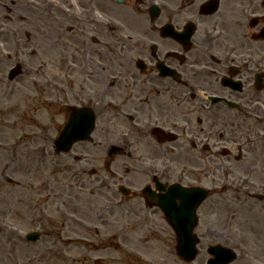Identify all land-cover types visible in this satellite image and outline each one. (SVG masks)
<instances>
[{"label":"flooded vegetation","instance_id":"flooded-vegetation-1","mask_svg":"<svg viewBox=\"0 0 264 264\" xmlns=\"http://www.w3.org/2000/svg\"><path fill=\"white\" fill-rule=\"evenodd\" d=\"M23 10L30 53L46 58L26 111L44 123L32 136L52 148L61 130L60 195L97 198L111 211L79 216L81 256L207 264L216 244L239 252L229 264H264V213L244 218L229 192L247 183L237 171L254 170L264 190V0H35ZM68 133L84 138L67 146ZM33 164L20 163L16 177L34 180ZM196 185L210 195L205 213H194L196 254L184 262L176 246L188 222L171 220L190 218L174 210L180 188Z\"/></svg>","mask_w":264,"mask_h":264},{"label":"rangeland","instance_id":"rangeland-1","mask_svg":"<svg viewBox=\"0 0 264 264\" xmlns=\"http://www.w3.org/2000/svg\"><path fill=\"white\" fill-rule=\"evenodd\" d=\"M9 1H14L16 4L19 3L18 0H4V6L0 8V18L9 25L10 29L14 28L12 24L21 26L18 29H29L30 21L25 18L23 12H20L22 16L20 19L17 18L16 13H13L12 10L4 8L5 5H9L5 4ZM7 27L5 26V28ZM3 36V51L14 50L17 44L23 46L24 43L31 41L25 31H18V34L12 31H4ZM24 49L25 59L28 63H25V65L28 67L29 62H33L36 58H31L27 45H25ZM4 57L5 54L0 56V60L2 61L0 63V147L3 148H0V264H91L92 257H94L92 252H88L86 257L81 256L82 252L86 253L81 248L82 241L80 243L75 242L67 248L64 247V243L66 242L58 241L59 236H55L54 241L50 239L49 234L52 231L49 229L57 228L64 230L66 234L63 233L62 237L67 238L68 236L78 237L77 234H80L79 227L74 228L69 222H64L60 217L61 214L54 210L48 211L49 213H37L36 207L40 204L38 200H41L42 197L34 195L33 197H28V199L22 198L18 194H15L17 190L15 185H13L15 188H11L12 186L6 184L3 178H1L3 174L11 175L15 171V168L19 167L15 163L33 162L34 166L31 171H33L32 176H34L33 184L36 185L38 182H41L42 170L47 168L44 175H47L51 171L50 163L54 159L50 156L43 161L34 160L33 156L27 152V148L23 149L20 146L16 150H13L17 145L13 149H6L15 145V142H18L20 137H24L23 140H27V142L33 141L36 144H41L42 142L38 138H32L31 134L27 132L31 127L24 121L25 116L20 113H26L23 111L24 106L29 103L30 97L33 95V90L29 88L32 87L30 83L32 81L27 79L26 76H22L16 80V83L7 82L6 70L13 64V60L5 59ZM2 82H4V86ZM25 93L28 94L25 95ZM23 143L25 142H21L18 145ZM254 174L255 170L250 175L253 180H255ZM15 197L21 201L22 209L24 206L32 203L30 208L33 211L25 213L22 210V213H13L11 209L16 202ZM69 202L71 204V202L80 201L70 199ZM92 203L93 209L100 205V201L97 199ZM89 204L88 201L84 202L86 208L90 206ZM251 204L239 207L238 213H255V201ZM80 205L78 207L69 205L65 211L67 213H74L75 217H77L78 213H92L88 210H82ZM257 207L264 208V201L260 202ZM100 210L103 211L102 209ZM34 229L42 231L45 235L36 244L27 243L24 240L23 233ZM86 232L91 235L95 231L90 227ZM50 242L52 243L50 244ZM85 259L87 260L85 261Z\"/></svg>","mask_w":264,"mask_h":264},{"label":"water","instance_id":"water-1","mask_svg":"<svg viewBox=\"0 0 264 264\" xmlns=\"http://www.w3.org/2000/svg\"><path fill=\"white\" fill-rule=\"evenodd\" d=\"M16 73L15 72H12L11 73V76H14ZM204 197V196H203ZM201 199H203V198H201ZM200 199V200H201ZM27 238H28V240H32V241H34V240H36V235H28L27 236Z\"/></svg>","mask_w":264,"mask_h":264}]
</instances>
